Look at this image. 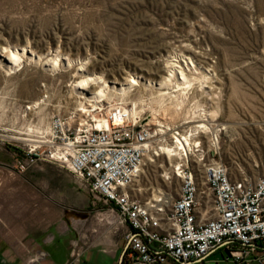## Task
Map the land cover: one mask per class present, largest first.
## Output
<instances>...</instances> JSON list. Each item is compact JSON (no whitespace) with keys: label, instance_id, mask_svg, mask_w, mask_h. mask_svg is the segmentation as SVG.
Masks as SVG:
<instances>
[{"label":"rangeland","instance_id":"374dc122","mask_svg":"<svg viewBox=\"0 0 264 264\" xmlns=\"http://www.w3.org/2000/svg\"><path fill=\"white\" fill-rule=\"evenodd\" d=\"M16 50L22 58L10 64L7 54ZM173 62L191 78L210 80L181 95L161 87ZM82 73L129 94L94 104V84L82 99L73 87ZM159 93L176 97L159 109ZM117 104L136 107L140 126L160 130L131 186L141 189L135 194L141 200L151 190L176 197L178 182L162 177L177 159L160 152L172 142V129L199 142L188 155L198 176L213 159L214 134L230 180L262 176L264 0H0V237L12 230L24 240L60 236L81 246L116 228V219L64 166L40 156L43 148L36 160L25 154L47 133L51 116L75 113L76 125ZM201 122L209 132L195 127ZM216 262L230 264L210 256L208 264Z\"/></svg>","mask_w":264,"mask_h":264},{"label":"built area","instance_id":"2783aa9c","mask_svg":"<svg viewBox=\"0 0 264 264\" xmlns=\"http://www.w3.org/2000/svg\"><path fill=\"white\" fill-rule=\"evenodd\" d=\"M126 108L117 104L99 109L95 118L76 125L75 113L51 116L47 133L25 155L36 160V150L43 148L44 160L64 166L102 203L107 216L116 219V230L124 228L128 247L122 264H207L206 257L218 249L230 264H263L264 174L254 181L246 176L230 180L214 134L213 159L202 164L198 176L174 143L180 131L172 129L168 146L178 163L162 178L178 182L176 197L151 190L141 200L131 186L139 177L147 144L160 130L140 126V119H132ZM78 249L74 243L69 264L78 262Z\"/></svg>","mask_w":264,"mask_h":264},{"label":"crops","instance_id":"0c3cea01","mask_svg":"<svg viewBox=\"0 0 264 264\" xmlns=\"http://www.w3.org/2000/svg\"><path fill=\"white\" fill-rule=\"evenodd\" d=\"M116 229L117 226L115 229L105 228L102 236H94L89 245L86 242L79 245V259L74 264H119L126 241L123 238L124 228H120V233L114 231ZM37 249L45 254L32 256L30 253ZM73 250L74 243L69 238L33 236L31 240H24L19 232L9 230L0 237V264H69ZM210 256H221L223 260L224 254L220 249L215 250L206 257L205 263L208 264Z\"/></svg>","mask_w":264,"mask_h":264},{"label":"bare ground","instance_id":"6f19581e","mask_svg":"<svg viewBox=\"0 0 264 264\" xmlns=\"http://www.w3.org/2000/svg\"><path fill=\"white\" fill-rule=\"evenodd\" d=\"M23 54H25L23 52ZM8 57V62L10 64H18L22 58V55L20 54L19 51H9V53L7 54ZM58 65V61L56 59H52V68H55ZM12 69V68H10ZM169 75L166 77V79L164 81H162L160 83L161 87H176L178 93L181 95L185 90L189 89L192 84H194L195 82H199L200 85H202L203 83H206L209 78L206 75H202L201 78H197V77H193L191 78L190 76H188L182 69L181 67L173 62V64L170 65L169 69H168ZM81 76V78L78 80V82H76L74 84V90H78L80 91V96L82 99L87 98L85 94H83L84 92H87L91 89L92 85L96 84L98 90L94 91L92 93V97L91 99H93L94 104L95 103H99L102 102L104 100L105 97H109V99L114 100V98H118L121 101H124V99L128 96L129 94V88H123L121 90H115V91H111L108 86L105 84V82L101 80L100 76H95L92 77L88 74H84ZM210 80V79H209ZM100 81V82H99ZM129 85L134 86L136 85L135 80H132L129 82ZM175 95L174 96H169L168 98H165L164 94L159 93L156 98H155V103L157 104V106L159 107V109H166V104L165 101L167 99H170L169 101L171 102L172 99H175ZM91 105L92 107H94L95 105ZM112 107V106H111ZM127 112L129 114V116L132 119H137L138 117V111L136 110V107H132L130 109L126 108ZM82 111L86 112V110L84 109V107L82 106ZM205 121V120H203ZM197 129L201 130V133H207L210 131V127L205 124V122H201L199 123L197 126H195ZM223 130L226 131L227 127L223 126L222 127ZM175 145L179 147V149H182L184 154L186 155L187 159H188V155L189 152H192V148L191 145H195L197 146L199 144V142L197 141H193L191 140V138L189 137H185V136H181L180 137H175ZM148 145V144H147ZM160 152L164 155H166L169 159H172V155L173 153L171 152L169 147H160ZM176 156H180V153H176ZM180 158V157H179ZM138 191L140 192L141 189L138 188Z\"/></svg>","mask_w":264,"mask_h":264},{"label":"water","instance_id":"95a60500","mask_svg":"<svg viewBox=\"0 0 264 264\" xmlns=\"http://www.w3.org/2000/svg\"><path fill=\"white\" fill-rule=\"evenodd\" d=\"M127 247H128V243H126V245H125V247H124V250H123V252H122V254H121V256H120L119 264H122L123 257H124V255H125V252H126Z\"/></svg>","mask_w":264,"mask_h":264},{"label":"trees","instance_id":"16d2710c","mask_svg":"<svg viewBox=\"0 0 264 264\" xmlns=\"http://www.w3.org/2000/svg\"><path fill=\"white\" fill-rule=\"evenodd\" d=\"M16 150V149H15ZM16 151H18V150H16ZM223 260H224V257H223Z\"/></svg>","mask_w":264,"mask_h":264}]
</instances>
